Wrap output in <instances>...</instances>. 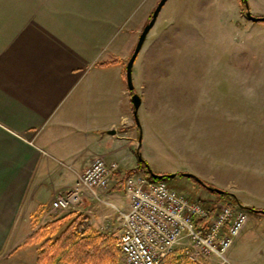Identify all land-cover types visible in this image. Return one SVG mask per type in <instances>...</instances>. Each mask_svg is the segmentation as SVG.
<instances>
[{
	"label": "rangeland",
	"instance_id": "rangeland-1",
	"mask_svg": "<svg viewBox=\"0 0 264 264\" xmlns=\"http://www.w3.org/2000/svg\"><path fill=\"white\" fill-rule=\"evenodd\" d=\"M22 1L26 9L37 0ZM39 1L42 6L49 2ZM158 1L154 0L144 21L141 13L127 20L104 51L112 59L122 57V72ZM246 11L264 17V0H246L245 4L240 0H166L131 71L134 92L140 97L138 126L133 121L141 148L139 155L136 148L133 151L134 165L141 158L153 173L177 171L174 177L165 178L169 186L218 208L229 201L222 197L226 194L215 195L181 173L193 174L235 201L264 203V22L250 21ZM118 64L102 68L99 89L93 90L103 97L105 115L111 103L119 105L124 99L117 87ZM93 72L86 70L72 94L92 82ZM120 83L126 86L123 76ZM146 141L151 150L144 146ZM117 175L118 180L124 178V173ZM114 183L83 189L79 203L49 213L57 217L75 213L82 218L81 229L107 234L117 243L121 228L117 225L123 221L122 205L127 198L123 186L112 191ZM112 212L118 216L115 224L108 220ZM34 243L29 238L25 242ZM181 253L163 264L215 263L213 256L196 261Z\"/></svg>",
	"mask_w": 264,
	"mask_h": 264
},
{
	"label": "crops",
	"instance_id": "crops-1",
	"mask_svg": "<svg viewBox=\"0 0 264 264\" xmlns=\"http://www.w3.org/2000/svg\"><path fill=\"white\" fill-rule=\"evenodd\" d=\"M153 4L154 0H49L42 6L37 0L24 9L22 0H0V264H36L40 244H25L26 239L57 218L49 213L56 211L51 208L54 195L72 188L94 157L118 163L110 180L114 185L121 181L123 186L125 177L118 180L117 173L137 167L133 151L141 147L130 93L120 83L122 57L115 55L120 57L117 87L124 99L120 110L117 102L111 103L106 115L102 95L93 92L106 66L95 63L112 60L104 51L122 25L138 13L144 21ZM88 68L95 73L92 82L72 94ZM144 146L147 151L152 148L147 141ZM224 198L236 205L232 195ZM237 201L251 213L227 257L231 264H264V214L242 208L264 210V203ZM122 206L125 213L128 199ZM117 218L112 212L108 220L115 224ZM181 246L175 245L166 259L186 255L188 248ZM211 261L217 264L216 257Z\"/></svg>",
	"mask_w": 264,
	"mask_h": 264
},
{
	"label": "built area",
	"instance_id": "built-area-1",
	"mask_svg": "<svg viewBox=\"0 0 264 264\" xmlns=\"http://www.w3.org/2000/svg\"><path fill=\"white\" fill-rule=\"evenodd\" d=\"M118 168L116 161L94 157L72 188L54 195L51 208H71L79 203L83 189L106 187ZM123 186L129 208L117 237L118 264H162L182 241L192 260L213 256L217 264H230L225 252L246 222L244 210L227 202L219 208L209 206L169 186L165 179H149L141 173L127 175Z\"/></svg>",
	"mask_w": 264,
	"mask_h": 264
},
{
	"label": "trees",
	"instance_id": "trees-1",
	"mask_svg": "<svg viewBox=\"0 0 264 264\" xmlns=\"http://www.w3.org/2000/svg\"><path fill=\"white\" fill-rule=\"evenodd\" d=\"M242 4L246 0H240ZM264 22V21H262ZM119 61L117 58L109 61L96 62L97 66H107L115 64ZM125 79V68L123 70ZM136 154L139 155L138 150ZM141 170L149 179H165L168 178V173H153L147 166L145 160L138 158V165L135 168L125 171L124 177L130 173ZM155 174L153 177L151 174ZM183 175V173H181ZM205 189L215 195H229L222 191L217 192L212 185L202 183L198 177L193 174L185 175ZM122 187V182L115 184L113 190H118ZM226 197V196H222ZM220 197V198H222ZM236 203H238L236 199ZM239 204V203H238ZM250 211L264 214V210L254 207H243ZM82 218L75 213H66L60 217L52 219L40 227H38L29 237V241L40 243L36 256V264H55L57 262L63 264H109L115 263L120 255V250L117 247L116 239L111 238L107 234L95 232L91 229H81ZM200 223L205 224L206 220ZM63 227V228H61ZM164 262V261H163ZM162 262V264H163Z\"/></svg>",
	"mask_w": 264,
	"mask_h": 264
},
{
	"label": "water",
	"instance_id": "water-1",
	"mask_svg": "<svg viewBox=\"0 0 264 264\" xmlns=\"http://www.w3.org/2000/svg\"><path fill=\"white\" fill-rule=\"evenodd\" d=\"M166 2V0H159L157 5L155 6V8L153 9L152 13H151V17L149 19V21L144 25V27L142 28L138 39L136 41L135 47L133 49V52L131 54V56L129 57V59L127 60L126 66H125V81H126V87L128 89V91L131 93L130 95V100H131V104H132V115L133 118L135 120V122L137 123L138 126V120H137V109L138 106L140 104V97L137 93L133 92L134 87H133V83H132V78H131V71H132V66L134 63V60L139 52V50L141 49V46L146 38V35L148 33V31L150 30V28L153 26L156 17L161 9V7L163 6V4ZM245 16L247 19H249L250 21L253 22H259V21H264V17H257L254 16L252 14H250L249 11H246ZM115 132L114 129H112L111 131H109V133L113 134ZM139 140L138 139V145L139 144ZM153 177H155V174H151ZM176 174L175 173H171L169 174V177H174ZM187 175V173H183V176ZM201 182V181H200ZM204 184V183H203ZM217 192H222V190L220 189H215ZM264 212V211H263Z\"/></svg>",
	"mask_w": 264,
	"mask_h": 264
}]
</instances>
